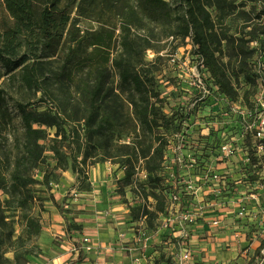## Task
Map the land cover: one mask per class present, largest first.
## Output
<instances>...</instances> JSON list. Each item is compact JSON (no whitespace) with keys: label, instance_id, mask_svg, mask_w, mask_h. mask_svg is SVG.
Returning a JSON list of instances; mask_svg holds the SVG:
<instances>
[{"label":"rangeland","instance_id":"rangeland-1","mask_svg":"<svg viewBox=\"0 0 264 264\" xmlns=\"http://www.w3.org/2000/svg\"><path fill=\"white\" fill-rule=\"evenodd\" d=\"M235 4L238 5L237 19L229 35L249 48H244L249 55L247 73L233 79L237 99L220 93L195 53L192 39L168 37V32L156 24L135 29L139 40L149 39L150 47L143 55L142 64L140 59H131V65L137 68L144 65L150 69L159 95L157 106L164 117L163 125L156 131L167 143L166 158L162 169L156 172L155 182L145 170L142 159L152 136L143 124L132 119L131 107L126 111L130 126L128 123L105 138L107 147L131 146L127 151L136 167L131 184L122 182L125 168L115 163L114 158L101 160L108 155L106 149L88 145V152L84 154L86 149L80 150L77 142L70 144L69 140H62L61 135L56 134V128H46L41 141L44 159L34 170L35 181L25 194L14 187L11 176L5 172L8 163L0 164V171L5 173L1 181L0 213L8 223L6 228L0 226V264H135L136 261L176 264L179 257L177 239L170 240L168 232L160 229L158 219L153 216L156 201L151 197L145 199L143 190L152 191L153 187L161 185L168 192L174 191L180 175L177 159L181 153L186 159L196 160V164H212L211 151L220 149L227 130L235 125L228 118L238 114L234 107L250 113L264 95V0H237ZM250 10L247 19L239 14ZM210 11L215 15L214 9ZM96 13L79 17L72 29L75 41L64 40L54 56L38 60L39 88H30L22 81L21 67L0 65L5 74L1 85L6 90L0 115L6 112L10 121L7 130L0 135L4 157L12 153L13 159L18 139L24 132L18 103H30L41 112L59 113V123L62 122L65 129L77 127L82 145L86 142L82 121L86 103L81 88L89 73L107 68L111 84L125 100L137 96L128 83L122 82L118 68L113 65V60L122 51L119 21L108 7H102ZM258 13H263L259 20ZM250 31L253 35H249ZM76 42V54L65 64L69 50ZM225 52L226 59L234 67L237 58L231 49ZM11 75L14 76L10 78ZM72 102L74 106L68 105ZM232 132L234 137L241 138L240 125L234 126ZM180 143L185 145L183 152L179 151ZM196 164L187 167L192 178L208 175L204 167ZM233 170L232 176L241 175L245 180L255 169L248 167L246 171H239L234 167ZM165 197L167 205L168 194ZM259 211L264 213V201L259 205ZM214 213L219 214V211ZM231 219L234 221L230 222V229L234 233L235 225L239 226L241 242L238 244H241L240 252H245L240 264H264V252L259 250L264 248V219L249 222H241L236 216ZM31 220L38 226H32ZM222 230L225 229L207 225L203 235L214 244L222 238ZM212 232L217 235L208 234ZM86 238L89 242L84 240ZM194 251L195 247L191 264H215L214 261L202 262Z\"/></svg>","mask_w":264,"mask_h":264},{"label":"trees","instance_id":"trees-1","mask_svg":"<svg viewBox=\"0 0 264 264\" xmlns=\"http://www.w3.org/2000/svg\"><path fill=\"white\" fill-rule=\"evenodd\" d=\"M236 1L0 0V65L8 68L12 65L21 67L22 81L30 88L41 86L37 69L40 62L38 60L54 56L64 40H76L75 31L72 29L77 25L79 17L94 16L98 9L110 8L119 21L122 46V51L113 60V65L118 68L122 82L128 83L137 95L125 100L111 84V74L107 68H98L89 73L82 82L81 88L86 103V115L82 119L86 128L84 134L86 142H82V145L77 127L65 129L62 122L59 123V113L51 110L41 112L30 103H18L24 132L18 139L17 153L13 159H11L12 153L4 157L5 150L0 147V164L8 163L5 172L11 176L14 187L24 193L35 181L34 170L44 159V147L41 141L45 137L46 128H56V134L61 135L62 140H69L70 144L77 142L80 150L86 149L84 154L88 152L86 148L88 145H92L95 149H106L108 155L101 160L114 158L115 163L125 168L122 182L131 184L136 173V167L130 159L131 153L127 151L131 146L113 148L111 145L108 147L105 145L108 133L123 128L128 123L130 126L126 112L128 107L132 109V119L143 124L152 136L149 148L143 151L142 159L145 160V170L155 182L156 172L162 169L167 146L165 139L156 131L163 125L164 117L157 106L159 95L150 69L145 68L144 65L140 68L131 65V59H140L142 64L143 55L150 47L149 39L139 40L135 29L144 28L147 24H156L168 32V37L192 39L196 48L195 53L211 74L220 93L237 99L233 79L234 76L238 78L241 74L247 73L249 55L244 48L247 50L249 48L244 47L239 39L229 35L237 19ZM211 8L214 9L215 15L210 11ZM239 14L243 19H247L251 15V10ZM262 14H257L258 20ZM249 35H253V31H250ZM77 44L78 42L70 48L65 64L75 56ZM226 49H231L233 56L237 58L234 67H231V61L226 59ZM30 60L33 62L30 63ZM235 68L237 71H234ZM4 76L0 68V105L6 95V90L1 85ZM13 76L11 75L10 78ZM68 102H71V98H68ZM68 105L74 106V103ZM9 124V116L3 111L0 115V135L7 130ZM55 152L58 153L59 150L55 149ZM86 157L87 155L84 156V162ZM4 174L0 171V189ZM143 193L145 199L151 197L156 201L153 216L158 219L159 215L166 211L167 189L160 185L153 187L152 191L146 192L144 189ZM133 218L135 219L136 216L133 215ZM31 225L36 227L38 223L31 220ZM0 226L4 228L8 226L1 213Z\"/></svg>","mask_w":264,"mask_h":264},{"label":"built area","instance_id":"built-area-1","mask_svg":"<svg viewBox=\"0 0 264 264\" xmlns=\"http://www.w3.org/2000/svg\"><path fill=\"white\" fill-rule=\"evenodd\" d=\"M233 110L238 114L235 118H228L235 125L227 130L226 140L220 144V149L211 151L212 164H196V160L191 157L186 159L182 153L177 159L180 175L175 190L168 192L165 213L158 217L160 229L168 232L170 240L177 239L179 257L176 264H191L194 239L200 238L201 231L204 233L207 225L230 229L227 220L234 216L241 222L264 219V213L259 211V205L264 201V95L259 99L258 107L250 113L238 106ZM238 125L242 128L241 138L234 137L232 132L234 126ZM178 146L179 151L183 152L185 145L180 143ZM194 164L204 167L208 175L192 178L187 167ZM234 167L239 171H246L248 167L255 170L244 180V176H232ZM242 186L243 190L240 189ZM216 210L219 214L214 213ZM238 228L235 225L234 233L231 231L228 235V246L232 243L241 245L238 244L241 242ZM211 234L214 237L217 235L214 232ZM243 237L245 240V235ZM84 240L89 242L87 238ZM259 250L264 252V248L260 247Z\"/></svg>","mask_w":264,"mask_h":264},{"label":"crops","instance_id":"crops-1","mask_svg":"<svg viewBox=\"0 0 264 264\" xmlns=\"http://www.w3.org/2000/svg\"><path fill=\"white\" fill-rule=\"evenodd\" d=\"M231 218L227 220L228 224H231ZM248 229V228H247ZM231 233V229H225L220 231L221 239L217 240V243L212 244L205 238L206 235L201 231L199 239L194 241L195 253L199 255L202 262L214 261L215 264H240L244 261V254L240 252L241 246H237L235 243L228 246V235ZM211 234V233H208ZM210 263V262H209ZM103 264V263H97Z\"/></svg>","mask_w":264,"mask_h":264}]
</instances>
